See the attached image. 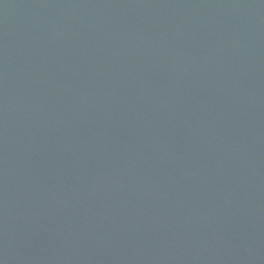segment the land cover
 <instances>
[{
  "label": "water",
  "instance_id": "obj_1",
  "mask_svg": "<svg viewBox=\"0 0 264 264\" xmlns=\"http://www.w3.org/2000/svg\"><path fill=\"white\" fill-rule=\"evenodd\" d=\"M0 264H264V0H0Z\"/></svg>",
  "mask_w": 264,
  "mask_h": 264
}]
</instances>
